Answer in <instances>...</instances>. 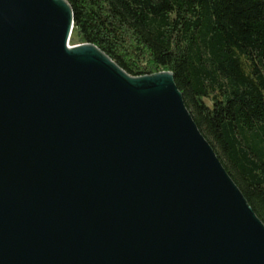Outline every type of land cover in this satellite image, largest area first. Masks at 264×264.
I'll list each match as a JSON object with an SVG mask.
<instances>
[{
    "label": "water",
    "instance_id": "1",
    "mask_svg": "<svg viewBox=\"0 0 264 264\" xmlns=\"http://www.w3.org/2000/svg\"><path fill=\"white\" fill-rule=\"evenodd\" d=\"M64 0H0V264H264V225L169 72L68 46Z\"/></svg>",
    "mask_w": 264,
    "mask_h": 264
},
{
    "label": "trees",
    "instance_id": "2",
    "mask_svg": "<svg viewBox=\"0 0 264 264\" xmlns=\"http://www.w3.org/2000/svg\"><path fill=\"white\" fill-rule=\"evenodd\" d=\"M77 44L130 77L169 72L264 225V0H64Z\"/></svg>",
    "mask_w": 264,
    "mask_h": 264
},
{
    "label": "rangeland",
    "instance_id": "3",
    "mask_svg": "<svg viewBox=\"0 0 264 264\" xmlns=\"http://www.w3.org/2000/svg\"><path fill=\"white\" fill-rule=\"evenodd\" d=\"M77 45L76 39L74 37V34L72 33L69 37L68 46Z\"/></svg>",
    "mask_w": 264,
    "mask_h": 264
}]
</instances>
